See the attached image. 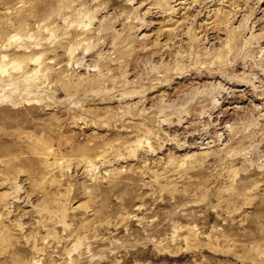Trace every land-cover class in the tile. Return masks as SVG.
I'll use <instances>...</instances> for the list:
<instances>
[{
	"label": "rangeland",
	"instance_id": "rangeland-1",
	"mask_svg": "<svg viewBox=\"0 0 264 264\" xmlns=\"http://www.w3.org/2000/svg\"><path fill=\"white\" fill-rule=\"evenodd\" d=\"M0 94V264H264V0H0Z\"/></svg>",
	"mask_w": 264,
	"mask_h": 264
},
{
	"label": "bare ground",
	"instance_id": "bare-ground-1",
	"mask_svg": "<svg viewBox=\"0 0 264 264\" xmlns=\"http://www.w3.org/2000/svg\"><path fill=\"white\" fill-rule=\"evenodd\" d=\"M4 72V71H3ZM1 95V94H0ZM1 100V99H0Z\"/></svg>",
	"mask_w": 264,
	"mask_h": 264
}]
</instances>
